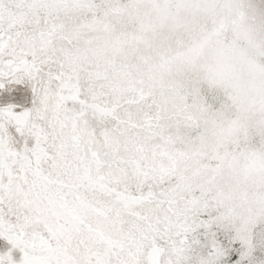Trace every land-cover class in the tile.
Segmentation results:
<instances>
[{
    "label": "snow or ice",
    "instance_id": "1",
    "mask_svg": "<svg viewBox=\"0 0 264 264\" xmlns=\"http://www.w3.org/2000/svg\"><path fill=\"white\" fill-rule=\"evenodd\" d=\"M0 264H264V0H0Z\"/></svg>",
    "mask_w": 264,
    "mask_h": 264
}]
</instances>
